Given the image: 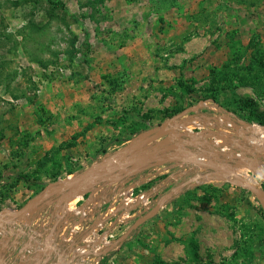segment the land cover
<instances>
[{"label":"rangeland","instance_id":"rangeland-1","mask_svg":"<svg viewBox=\"0 0 264 264\" xmlns=\"http://www.w3.org/2000/svg\"><path fill=\"white\" fill-rule=\"evenodd\" d=\"M53 1L64 6L0 0V218L201 100L199 111L172 122L171 142L198 134L204 117L264 125V0ZM200 135L206 150L217 144L207 128ZM243 135L205 160L264 188V134ZM155 142L143 150L157 161L93 180L61 207L68 227L70 214L84 219L90 264H264L260 202L225 173L194 181L105 251L195 175L184 161L161 163L169 151Z\"/></svg>","mask_w":264,"mask_h":264},{"label":"water","instance_id":"water-1","mask_svg":"<svg viewBox=\"0 0 264 264\" xmlns=\"http://www.w3.org/2000/svg\"><path fill=\"white\" fill-rule=\"evenodd\" d=\"M204 105V101L201 100L198 104L187 107L183 109L181 112L173 115L170 119L165 121L160 126H156L152 129L147 130L146 132L142 133L140 136L146 134V137L142 140L134 141L131 144L124 147L122 150L112 153L105 158L91 164L81 172L75 174L74 176H70L63 181H56L51 183L48 187H46L41 193L35 195L31 199H29L22 207L19 209L9 212L10 216L14 220H18L20 218L27 219V215L33 212L35 209L40 207L44 202L53 203L56 202V206L54 207V212L58 214L60 211L64 210L65 208H61L65 203L69 202V199L77 192H81L83 188L93 180H103L109 181L111 179V175L113 173L118 172L119 170L123 169L124 167L135 165L140 161H157L155 158H147L143 149L147 151L148 147L151 145L152 142L156 141L152 147L158 146H165L169 152L165 153L167 155L166 160H160V162L165 161H184L190 167H203L207 169V172L204 174H196L184 180L183 182L177 184L176 186L170 188L167 192H165L157 201L156 204L145 214L138 217L129 228L121 234L118 238H116L113 242H110L107 245L106 252L110 251L116 245L121 244L124 242L129 235L136 230L139 226L143 223L148 221L149 219L155 217L160 209L172 199L176 194H179L185 187L197 181L198 179L204 177L205 174H214V173H225L231 174L240 180L241 184L248 188L249 191L255 195V197L260 202V205L264 211V188L255 185L251 181H249L244 176L238 174L234 171L232 166L224 167L216 162H212L209 160H202L198 158L193 151L185 149L181 147L183 144L173 143L171 142V135L174 128L171 127L173 121L187 115L189 112H197L199 109ZM240 124H242L246 131L251 132V134H264V125L262 126H255L251 125L245 120L241 118H237L233 115ZM180 135L183 136L181 133ZM187 137V136H186ZM160 139V140H157ZM264 139V138H263ZM188 140V138H187ZM184 141V140H183ZM192 144L194 141L189 139ZM183 143V142H182ZM189 171V170H188ZM263 175L264 172L260 171ZM55 196V198H53ZM59 218L56 223L54 224V228L58 225ZM2 223V218H0V224ZM53 228V229H54ZM52 234H50L51 236ZM48 236V237H50ZM23 251V250H22ZM45 262V261H44ZM9 264V263H8ZM11 264V263H10Z\"/></svg>","mask_w":264,"mask_h":264},{"label":"crops","instance_id":"crops-1","mask_svg":"<svg viewBox=\"0 0 264 264\" xmlns=\"http://www.w3.org/2000/svg\"><path fill=\"white\" fill-rule=\"evenodd\" d=\"M75 214H70L74 218L70 219L72 223L69 227L66 224L69 219L67 221L63 218L55 228L54 224L60 216L47 202L34 210L25 221L3 216L0 224V229L3 228L0 235V264H73L71 261L76 256L74 242L76 239L81 241L80 236L87 229L83 228L79 234L75 233V227L85 226L84 219ZM57 250L60 251V256L52 257ZM47 253L51 255V260L45 257Z\"/></svg>","mask_w":264,"mask_h":264},{"label":"built area","instance_id":"built-area-1","mask_svg":"<svg viewBox=\"0 0 264 264\" xmlns=\"http://www.w3.org/2000/svg\"><path fill=\"white\" fill-rule=\"evenodd\" d=\"M202 119H203L202 122H199L197 119L195 120L194 127L195 128H198L200 130L198 134L196 133V135H198V136L195 135V136H193L191 138V140L194 141L193 143H195V144H192L189 141V137H187L188 140H184L183 141V144L186 145L185 146V149L190 150V147L191 146L194 147V154L197 157L205 156L207 158H213V157L217 158V155H218L217 146L219 147L220 144H223V145L225 144V146H223V147L220 146V149L222 151H226L227 143L225 141H227V142L228 141H231L232 142V139L234 137V134L238 135V137L241 138L240 136H244L243 134H244V132H246L245 127H243L241 124H239V122L236 119H234L233 116H231L229 114H224V116H221V115L220 116H217L214 120L205 119V117L202 118ZM239 125L241 126V128H238ZM203 128H207L208 129V131H209V137L212 140L214 139L213 140L214 142L216 141L217 144L219 142H221V143L218 144V145L217 144H214V146L209 145L208 146V149L206 150L204 148L203 142L200 141L202 139L201 138L202 135H200V133H201V130ZM210 128H211V130H210ZM236 131H238V132H236ZM189 135L191 136V134H189ZM225 137H226V139H225ZM242 153L243 152H241V153H239L237 155L239 157H242L243 156ZM186 167H187V170H189V171H194V169H196V166L195 167H190L188 164H187ZM189 171H188V173H189ZM80 212H81L80 209H78L77 213H80ZM31 213H29L27 215V220H28V216ZM65 213H66V209L62 210V212L60 211L58 213V215L61 217ZM83 214H85V212H83ZM21 220L25 221L26 219L22 217ZM64 221H65V219H64ZM4 224H6V223L4 222ZM2 229L3 228L1 227V229H0V235L3 233V230ZM75 229H76L75 230L76 231L75 233L79 234L78 232L80 231V227H75ZM31 232H32V235H34V232L33 231H31ZM85 238H86V236L83 237L82 240L83 241H86ZM109 243H110L109 240H107L105 242L106 245L109 244ZM89 247H90V244L89 243H87L86 245H82L81 242L77 243L75 245V247H74L75 248V251H76V253H75L76 256H75L74 259H72L71 262H73V264H90V258H91V256H90L91 255L90 249L91 248H89ZM59 256H60V251L57 250L55 252V256H52V257H56L57 258ZM45 257L49 258L50 260L52 259L51 255H49L48 253H47V255H45ZM94 258H95V262L96 263H98L100 261L97 258V256H95Z\"/></svg>","mask_w":264,"mask_h":264},{"label":"trees","instance_id":"trees-1","mask_svg":"<svg viewBox=\"0 0 264 264\" xmlns=\"http://www.w3.org/2000/svg\"><path fill=\"white\" fill-rule=\"evenodd\" d=\"M51 2L53 3L54 6H64V4H62V3H60V2H54L53 0H51ZM211 97H213L214 99H217L214 95H212ZM219 106H220V105H219ZM183 109H185V108H181L180 111L183 110ZM189 173H193V174H194V173H196V171H195V170H194V171H189ZM165 177H166V179H169V178H167L168 175H166ZM165 177H164V178H165ZM166 179H165V180H166ZM164 182H165L164 179H162L158 186H159V187H162V184H164ZM161 183H162V184H161ZM185 189H186V187H185L182 191H184ZM260 210H261V212H262L263 215H264V211H263V208H262L261 205H260ZM134 231H135V230H134ZM79 242H80V241L76 239V241L74 242V244L76 245V244L79 243Z\"/></svg>","mask_w":264,"mask_h":264},{"label":"bare ground","instance_id":"bare-ground-1","mask_svg":"<svg viewBox=\"0 0 264 264\" xmlns=\"http://www.w3.org/2000/svg\"><path fill=\"white\" fill-rule=\"evenodd\" d=\"M198 158H200V159H202V160H205L206 157H205V156H200V157H198ZM234 171L241 175L240 170H238V169H234ZM77 193H78V192H77ZM74 195H76V193H75Z\"/></svg>","mask_w":264,"mask_h":264},{"label":"clouds","instance_id":"clouds-1","mask_svg":"<svg viewBox=\"0 0 264 264\" xmlns=\"http://www.w3.org/2000/svg\"><path fill=\"white\" fill-rule=\"evenodd\" d=\"M257 179H264V176H257Z\"/></svg>","mask_w":264,"mask_h":264},{"label":"flooded vegetation","instance_id":"flooded-vegetation-1","mask_svg":"<svg viewBox=\"0 0 264 264\" xmlns=\"http://www.w3.org/2000/svg\"><path fill=\"white\" fill-rule=\"evenodd\" d=\"M183 182V181H182Z\"/></svg>","mask_w":264,"mask_h":264}]
</instances>
